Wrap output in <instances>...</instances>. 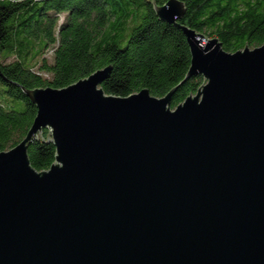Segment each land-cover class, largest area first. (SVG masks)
<instances>
[{
    "label": "water",
    "instance_id": "95a60500",
    "mask_svg": "<svg viewBox=\"0 0 264 264\" xmlns=\"http://www.w3.org/2000/svg\"><path fill=\"white\" fill-rule=\"evenodd\" d=\"M150 3L203 83L174 108L186 80L162 97L107 95L110 65L23 88L36 114L0 152V264H264V42L226 52L178 22L183 2ZM44 129L54 160L36 171Z\"/></svg>",
    "mask_w": 264,
    "mask_h": 264
},
{
    "label": "trees",
    "instance_id": "16d2710c",
    "mask_svg": "<svg viewBox=\"0 0 264 264\" xmlns=\"http://www.w3.org/2000/svg\"><path fill=\"white\" fill-rule=\"evenodd\" d=\"M179 1L186 13L178 22L217 38L226 52L264 42V0ZM189 63L183 33L158 20L150 0H0V152L24 138L36 114L23 88L59 89L110 65L100 85L107 95L147 89L162 97L186 80L174 108L203 83L186 76ZM28 157L36 171L53 163L45 129Z\"/></svg>",
    "mask_w": 264,
    "mask_h": 264
},
{
    "label": "rangeland",
    "instance_id": "374dc122",
    "mask_svg": "<svg viewBox=\"0 0 264 264\" xmlns=\"http://www.w3.org/2000/svg\"><path fill=\"white\" fill-rule=\"evenodd\" d=\"M17 108H18L19 110H21V109H22V106H21V105H18Z\"/></svg>",
    "mask_w": 264,
    "mask_h": 264
}]
</instances>
